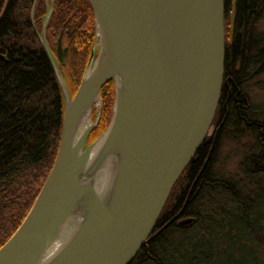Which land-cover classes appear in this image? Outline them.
Returning a JSON list of instances; mask_svg holds the SVG:
<instances>
[{
	"label": "water",
	"instance_id": "obj_1",
	"mask_svg": "<svg viewBox=\"0 0 264 264\" xmlns=\"http://www.w3.org/2000/svg\"><path fill=\"white\" fill-rule=\"evenodd\" d=\"M88 1L96 40L74 96L47 41L54 0L38 32L64 100L62 131L0 264H131L158 234L175 184L212 129L226 61L224 0ZM110 82V122L88 143Z\"/></svg>",
	"mask_w": 264,
	"mask_h": 264
},
{
	"label": "trees",
	"instance_id": "obj_2",
	"mask_svg": "<svg viewBox=\"0 0 264 264\" xmlns=\"http://www.w3.org/2000/svg\"><path fill=\"white\" fill-rule=\"evenodd\" d=\"M44 1L0 0V248L30 211L60 143L64 100L38 36L39 18L46 13ZM224 3L223 82L227 81L231 95L227 91L221 95L217 118L222 127L219 134L207 137L178 179L156 224L153 234H158L131 264H223L230 244L240 252L251 247L255 255L250 264H264L258 247L264 241V123L252 113L243 87L253 76L264 73V35L258 31L264 20V0ZM85 20L90 21L88 35L92 33V38L96 26L89 1L56 0L47 35L58 36L65 30L71 34L67 29L72 27L80 36L85 32ZM69 37L75 39L74 34ZM79 83L70 88L72 96ZM101 94L105 110L88 143L110 122L113 83L105 85ZM246 134L254 144L248 149L244 169L250 182L258 186L256 191L237 188L214 172L224 142L241 140ZM192 187L183 213L191 222L171 223L182 211Z\"/></svg>",
	"mask_w": 264,
	"mask_h": 264
},
{
	"label": "rangeland",
	"instance_id": "obj_3",
	"mask_svg": "<svg viewBox=\"0 0 264 264\" xmlns=\"http://www.w3.org/2000/svg\"><path fill=\"white\" fill-rule=\"evenodd\" d=\"M44 2H45L46 13H44V15L39 18V23L41 27L40 33L42 31L45 16L47 15L48 9L51 5V0H45ZM55 3L56 0H54V10H55ZM85 21H86L85 24L83 23L84 25L83 30L85 32H83V34H81L80 36L76 34L74 28L71 27L70 29H67L68 30L67 33L70 32L71 34L75 35L74 40H71V37H69V35L71 34L65 33L66 30L62 31L58 36L51 35V37L49 38L47 35V41L49 47L52 50V53L59 65V68L66 79L70 92H71L70 84H69L70 79H73L74 83H77L78 81L81 82L83 73L91 57L92 49L96 40V27H95L94 36L91 38L92 33L88 35V32L90 31L89 29L90 21L89 20H85ZM34 22L36 26L37 20H35V18H34ZM95 26H96V21H95ZM258 31L260 34L264 35V20L258 25ZM60 37L62 38V42H61L62 50L63 51L66 50L64 64L59 63L57 58L58 39ZM77 69L79 70L77 71ZM245 91L251 103V107L253 110L252 113L255 114V116L259 121H262V123H264V73H260V74L258 73L255 76H253L251 80L247 84H245ZM104 104H105L104 98L103 95L101 94L100 101L94 104L92 111V121L96 120L98 113L101 114V118H102L105 110ZM111 113H112V108H111ZM212 133H213V129L210 130L209 136L212 135ZM253 144L254 142L252 140V137H250L247 134L241 140H237V139L226 140L221 148L220 153L218 154L217 161L214 166V172L216 173L217 177L221 178L223 181L230 182L236 185L237 188L241 187L246 190L256 191L258 186L250 182L249 177L246 175L245 172L246 169H244L245 164L247 163L245 159L248 153V149L251 148ZM262 185H264V183H262ZM214 227H215V231H217L216 228L217 226ZM217 232L220 234V231ZM222 233L225 234L226 232H222ZM225 236H229V233H227ZM258 247L261 252L262 259L264 261V241L260 242V245H258ZM218 250L220 251L221 249ZM253 255H255V253L252 252L251 247H248L247 249L245 248L243 249V251L240 252L239 250H237L236 246L233 247L230 244L229 253L226 256V258H224L223 264H236V262L238 261L242 263L247 262V264H250V260L253 258Z\"/></svg>",
	"mask_w": 264,
	"mask_h": 264
},
{
	"label": "flooded vegetation",
	"instance_id": "obj_4",
	"mask_svg": "<svg viewBox=\"0 0 264 264\" xmlns=\"http://www.w3.org/2000/svg\"><path fill=\"white\" fill-rule=\"evenodd\" d=\"M54 12V11H53ZM53 15V14H52ZM66 66V65H65ZM223 81H224V79H223ZM69 84H70V88L71 87H73L74 86V82H73V79H70V82H69ZM223 85L224 86H222V88H224V90L223 91H221V95H222V93L224 94L225 93V91H227V93H228V96H230L231 95V89L228 87V85H227V81L226 82H223ZM244 88H245V86H243ZM220 102H221V99H220ZM220 102H219V106H218V108H217V111H216V115H215V119H214V122H213V126H212V129H213V133H212V135H208V137H212V136H214V134H219V130L221 129V127H222V125H220V118L218 119L217 118V113H218V110H219V108H220ZM216 121V122H215ZM261 126H264V124H261ZM216 134V135H217ZM193 188L194 187H192L191 188V190H190V192L188 193V200L186 201V203L183 205V209H182V211H180V213L174 218V219H172V221H171V223L173 222V221H177V222H179L180 220H187V218H189V216H183V213H184V209H185V207H186V205L189 203V198L192 196V193H193ZM197 193H198V191H197Z\"/></svg>",
	"mask_w": 264,
	"mask_h": 264
}]
</instances>
